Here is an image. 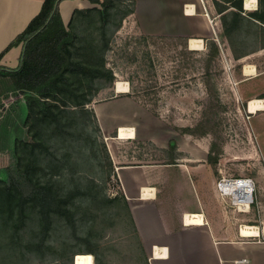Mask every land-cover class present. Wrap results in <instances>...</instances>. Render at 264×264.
<instances>
[{
	"label": "rangeland",
	"instance_id": "1",
	"mask_svg": "<svg viewBox=\"0 0 264 264\" xmlns=\"http://www.w3.org/2000/svg\"><path fill=\"white\" fill-rule=\"evenodd\" d=\"M88 1L89 7L99 6ZM133 1L136 9V0H125L124 3L133 4ZM152 17L159 18L142 16L144 21ZM140 23L138 16L131 14L123 19L120 29L110 37L105 58L106 66L115 74L114 83H99V92L86 106L94 111L95 122L87 129L81 126L80 120V125L75 123L68 137L72 145L68 144V140L57 139L50 129L36 125L34 116L28 118L25 96L8 91L11 79L0 77V181L16 184L25 179L27 171L36 162L48 170L50 163L59 161L61 164L67 163L64 168L66 174H74V180L58 176L57 180L66 186V190L77 185L80 189L92 191L99 200H110L121 195L115 173L116 163L175 162L173 153L177 150V141L183 138L186 146H189L186 140L198 138L206 149L208 146L210 149L213 142L217 145V179L222 176H250L256 181L255 202L249 211L239 210L213 191L210 199L216 202L215 218L226 219L237 228L260 216L264 218V152L261 150V147L264 148V111H248L249 99L264 102V49L260 48L264 44L263 32L251 29V24L244 21V30L240 35L232 34V41L249 54L236 58L231 44H224L216 37H203L204 40L199 39L197 45H193L195 39L190 41L188 36L147 34ZM216 44L219 52L211 61L209 70L214 87L207 90L203 82L206 72L204 64ZM20 49L14 50L8 65H0L8 68L18 66ZM253 67L254 73L246 71ZM112 113L119 114L118 121L107 116ZM204 120L206 127L201 126ZM119 124L133 127L135 138H118ZM197 125L200 129H209V133L200 136L182 132L183 128ZM35 131L39 133L35 134ZM87 136L96 140L91 145L94 148L85 146L87 141H91ZM91 200V195L88 199L77 197V202L83 207ZM223 211H226V215H223ZM111 213L113 209L104 203L99 205V209H96L99 221L89 242L92 244L97 238L102 243L109 241L112 244L108 257L111 263L127 264L133 252L131 248L134 252L140 251L138 241L132 229L129 236L124 233V228L113 223L115 220L110 222V219H105V214L108 216ZM38 229L37 222L29 221L27 230L32 240H38ZM104 231L106 236L101 239ZM79 233L82 236L87 234ZM0 236L3 234L0 233ZM51 236L49 245L63 242L68 233L62 230L59 223L57 231L52 232ZM24 240L25 234L22 236ZM69 242L70 252L86 245L80 239H70ZM48 244H43L39 249L43 251L42 255L37 254V259L27 262L53 264L46 260L52 255L47 249ZM27 247L23 249L25 258L34 255ZM18 251L22 250L19 248ZM17 254L20 260L24 259L20 252ZM82 254L89 263L94 260L91 253Z\"/></svg>",
	"mask_w": 264,
	"mask_h": 264
},
{
	"label": "trees",
	"instance_id": "2",
	"mask_svg": "<svg viewBox=\"0 0 264 264\" xmlns=\"http://www.w3.org/2000/svg\"><path fill=\"white\" fill-rule=\"evenodd\" d=\"M62 1L44 0L40 12L0 52L1 61L13 47L21 46L18 66L8 68L0 65V77L11 79V88L8 91L25 96L29 109L28 118L34 116L36 125L50 129L57 139L68 140V144L72 145V141L68 139L72 134L71 127L75 123L80 125L79 120L81 126L86 129L95 122L94 111L86 106L99 92L100 85L114 83L115 74L106 66V51L110 46V37L120 29L123 19L135 12V2L126 4L125 0H90L99 6L75 9L66 25L59 8ZM216 4L220 5L218 2ZM238 7L242 9L241 5ZM229 16L230 19L228 15L222 17L224 33L230 40L234 56L242 58L249 53L236 46L232 41V34L240 35L241 30H244L246 18L239 12ZM110 30L112 31L108 34ZM262 32L264 34V31ZM262 41L264 43V38ZM263 47L264 45L261 46ZM218 52L217 44L213 45L204 64L206 72L203 82L207 90L214 87L209 70L211 61ZM201 126L206 127V120L201 122ZM209 131L200 129L198 125L182 129V132L200 136H205ZM95 141L91 139L85 146H91ZM218 155L217 145L213 142L208 152V162L214 168ZM66 166L67 163L61 164L57 161L50 163V169L46 170L36 162L27 171L25 179L18 183L8 184L0 181V233L3 234L0 236V264H30L27 261L37 259V254L42 255L43 251L39 249L43 244L49 243L52 232L57 231L59 223L62 224V230L68 233V237L61 243L48 244L47 249L52 255L46 258L47 262L74 264L76 254L91 253L94 260L90 263L87 261V264H113L108 258L112 247L109 241L102 243L97 238L92 244L89 242L99 221L96 209H99L102 203L113 209L111 215L105 214V219H110V222L115 220L113 223L118 224L121 229L124 228L125 234L130 236L132 232L137 238L126 197L121 194L106 201L103 198L99 200L92 191L80 189L77 185L66 190V186L57 180L58 176L74 180V174L68 175L64 172ZM90 195L93 200L88 205L83 207V204L77 202V197L88 199ZM31 220L34 224L38 223V240H32L27 230ZM80 231L87 234L82 236ZM24 234L25 240L22 241ZM105 236L106 231L100 238ZM70 239L83 240L86 245L70 252ZM23 246H28L34 255L25 258ZM19 248L22 251H18ZM131 249L133 252L127 264H149L145 254L138 251L141 254L139 255ZM17 252L24 257L23 260H20Z\"/></svg>",
	"mask_w": 264,
	"mask_h": 264
},
{
	"label": "crops",
	"instance_id": "3",
	"mask_svg": "<svg viewBox=\"0 0 264 264\" xmlns=\"http://www.w3.org/2000/svg\"><path fill=\"white\" fill-rule=\"evenodd\" d=\"M43 2L0 0V52L40 12ZM87 2L63 0L59 8L64 23H69L75 9L89 8ZM136 2L133 15L138 16L140 27L147 34L188 36L190 41L216 37L230 44L222 17L228 15L230 19L229 15L235 12L246 18L251 29L264 31V0H229V4L218 0ZM238 5L242 9H238ZM143 15L159 18L144 21ZM16 48L8 51L0 63L8 65ZM107 116L114 121L119 114ZM117 126L118 138H135L120 137L121 127H133ZM186 141L189 146L183 138L177 141L174 163L115 164L121 194L127 199L137 231L140 253L145 254L149 264H264V218L260 216L253 220L255 224L249 222L238 228L226 219H216V202L210 198L213 191L217 195L218 179L216 168L208 162L209 146L206 149L198 138ZM261 150L263 153L264 148ZM225 213L223 211V215ZM190 215L202 216V221L188 222ZM245 225L254 226L256 232L244 234L242 227Z\"/></svg>",
	"mask_w": 264,
	"mask_h": 264
},
{
	"label": "built area",
	"instance_id": "4",
	"mask_svg": "<svg viewBox=\"0 0 264 264\" xmlns=\"http://www.w3.org/2000/svg\"><path fill=\"white\" fill-rule=\"evenodd\" d=\"M229 4V0H218ZM216 191L219 196L229 200L241 211H249L255 202L256 181L250 176H222L216 181Z\"/></svg>",
	"mask_w": 264,
	"mask_h": 264
},
{
	"label": "bare ground",
	"instance_id": "5",
	"mask_svg": "<svg viewBox=\"0 0 264 264\" xmlns=\"http://www.w3.org/2000/svg\"><path fill=\"white\" fill-rule=\"evenodd\" d=\"M197 40L194 41L193 45H197ZM249 72H254V67L252 69H247ZM246 72V71H245ZM251 74V73H250ZM264 108V102L261 99H249L248 103V111L250 113H257L259 110H262ZM132 128H120V137L125 138L127 136H133L134 133L132 132ZM188 222H200L202 221V216H197V215H190L187 217ZM242 231L244 234H254L256 232V228L254 226L250 225H245L242 227ZM75 264H87V258L84 256L82 253H79L75 256L74 258Z\"/></svg>",
	"mask_w": 264,
	"mask_h": 264
},
{
	"label": "water",
	"instance_id": "6",
	"mask_svg": "<svg viewBox=\"0 0 264 264\" xmlns=\"http://www.w3.org/2000/svg\"><path fill=\"white\" fill-rule=\"evenodd\" d=\"M74 263H75V260H74Z\"/></svg>",
	"mask_w": 264,
	"mask_h": 264
}]
</instances>
